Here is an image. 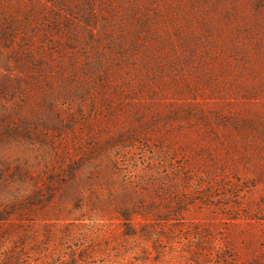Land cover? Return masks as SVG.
<instances>
[{
  "label": "rangeland",
  "instance_id": "rangeland-1",
  "mask_svg": "<svg viewBox=\"0 0 264 264\" xmlns=\"http://www.w3.org/2000/svg\"><path fill=\"white\" fill-rule=\"evenodd\" d=\"M0 264H264V0H0Z\"/></svg>",
  "mask_w": 264,
  "mask_h": 264
}]
</instances>
